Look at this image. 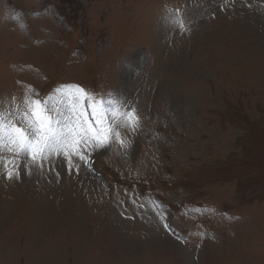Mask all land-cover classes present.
<instances>
[{
	"label": "rangeland",
	"instance_id": "obj_1",
	"mask_svg": "<svg viewBox=\"0 0 264 264\" xmlns=\"http://www.w3.org/2000/svg\"><path fill=\"white\" fill-rule=\"evenodd\" d=\"M75 81L119 133L99 167L112 198L83 164L99 146ZM28 83L45 91L55 136L39 160L0 132V264H264V0H0L6 126L30 122ZM133 110L136 126L114 115ZM74 136L87 142L69 147ZM157 195L186 233L216 204L250 223L202 219L211 236L190 233L181 247Z\"/></svg>",
	"mask_w": 264,
	"mask_h": 264
},
{
	"label": "snow or ice",
	"instance_id": "obj_2",
	"mask_svg": "<svg viewBox=\"0 0 264 264\" xmlns=\"http://www.w3.org/2000/svg\"><path fill=\"white\" fill-rule=\"evenodd\" d=\"M83 91V90H81ZM36 107L31 111L30 127L32 129L31 133L26 132L23 128L17 127L16 125H5L3 118L0 117V132H7L9 142L12 145H15L19 150H29L33 154V159L36 155H40L43 158L44 151L49 148L52 140L54 139L55 134L52 132V129L48 125L49 117L44 114L43 109L39 108V101L34 102ZM27 115V114H26ZM114 115L124 116L127 123L131 126H136L139 124V116L136 115L135 111L127 113H119ZM98 122L100 119H103V116L98 113ZM87 123V121H85ZM85 131H91V129H86ZM114 133V129L111 125L100 130L99 140L101 143L106 141L109 135ZM116 136H119L118 132L114 133ZM29 135L39 137L37 140L29 139ZM96 139L97 137H92ZM87 138L81 136L80 140H76L75 136L73 137L69 147H74L80 143H86ZM83 158V156H81ZM11 175V174H9Z\"/></svg>",
	"mask_w": 264,
	"mask_h": 264
}]
</instances>
